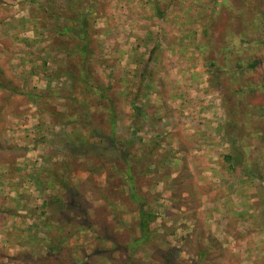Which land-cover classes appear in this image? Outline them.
<instances>
[{"label": "rangeland", "instance_id": "374dc122", "mask_svg": "<svg viewBox=\"0 0 264 264\" xmlns=\"http://www.w3.org/2000/svg\"><path fill=\"white\" fill-rule=\"evenodd\" d=\"M68 1H0V22L18 2L12 12L22 30L18 39L32 37L38 43L27 64L15 62L20 48L0 51V209H7L0 210V264H20L22 255L34 264H236L242 253L233 252L239 237L230 241L223 234L242 237L249 229L264 230V36L258 40L261 48L247 34L250 25L264 28V0H227L221 6L214 0H78L72 9ZM81 9L89 12L97 36L94 57L109 68L92 65L97 77L89 82L107 89L104 99L83 87L73 91L64 77L52 75L61 53L55 52L58 38L52 40L47 31L56 22L69 23L65 16ZM176 9L189 12L185 24L194 29L212 27V56L223 37L235 44V55L225 60L218 55L215 67L224 71L223 79L210 71L213 87L222 88L217 97L225 120L220 134L211 136L220 143L195 147L189 137L177 146L167 125L157 131L159 139L148 140L161 143L141 145L135 136L121 145L127 101L121 92L122 41L115 44L116 39L121 29L158 24L159 11L168 16ZM255 10L261 14L253 24ZM29 14L33 23L20 20ZM179 21L170 25H183ZM31 24L37 35L27 31ZM204 36L206 29L203 42ZM254 58L261 60L259 66L246 70ZM72 64L76 75L81 63ZM51 75L62 80L51 81ZM30 94L41 98L30 101ZM109 109L116 115L113 131ZM235 152L236 163L226 162L225 156ZM127 162L135 193L154 215L148 240L136 247L140 207L121 175Z\"/></svg>", "mask_w": 264, "mask_h": 264}, {"label": "crops", "instance_id": "0c3cea01", "mask_svg": "<svg viewBox=\"0 0 264 264\" xmlns=\"http://www.w3.org/2000/svg\"><path fill=\"white\" fill-rule=\"evenodd\" d=\"M214 1L221 6L227 0ZM8 4L12 6L11 3ZM242 4L245 8L248 6V1ZM17 5L18 2H13V6L9 7L7 16L0 22V51L4 54L10 53L12 49H22L20 50V52L22 51L21 54H15V62L27 64L26 60L29 52H34V49L38 47V43L32 37L24 41L18 39L22 34V30L17 24L19 20L14 19L16 11L12 14L14 7H17ZM24 8L26 7L23 6L21 11ZM254 12L253 24L258 19L257 15L261 14V12L256 10ZM28 13H30V9ZM147 13L151 16L154 10ZM188 13L186 9H176L170 10V15L165 16L164 14L167 13L162 10L158 13L160 17L154 21H158V24L153 25L151 23V26L138 27L132 23L133 27L131 29H126V27L123 30L121 29L119 39H116L118 41L115 43L119 44L122 41L121 47L119 46L121 50V92L127 95H125L127 106L124 107L121 115L122 126L126 131L125 139H122L121 145L124 142L129 144L127 142L133 138L135 132L139 144L145 146H149L151 143L156 144L155 142H159L158 140L151 142H148V140L150 138L159 139V137H156L159 134H157V131L165 130L167 125H169V130L171 131L169 139H172L177 146L183 145L184 140L189 137L193 139L195 147H203L204 145L205 147H209L220 143L219 137L213 139L214 137L211 136L216 132L220 134V129L225 120V111L220 107V100L217 97V94L221 93L222 88L220 86L217 88L213 87L210 71L214 72L216 70L221 79H223L224 71L215 67L218 55L219 57L221 55L219 60L221 58L225 60L226 58L223 56L229 57L230 55H235V44H231L228 37H223L224 44L220 46L219 53L212 56L213 51L211 49L214 45V42L211 41L213 34L211 32L212 27L205 25L204 27L201 24L202 27L194 29V25L189 26L185 24L186 14ZM29 18L25 17L20 20H24L28 24L33 23L34 18H32L31 14H29ZM177 18L180 19L179 24L182 22L181 24L183 25H170L171 21L173 19L177 20ZM181 18L185 20L181 21ZM211 18L214 19V16ZM121 24L123 25L124 22L122 21ZM32 25L27 31L33 32L34 35L35 30ZM64 25L68 27L71 23H65ZM185 29L190 31L184 32ZM204 29H206V36H204L203 42L201 38ZM247 29L248 39L253 41L256 46L261 47V43L258 40H261V37L264 36V28L253 29V26L250 25ZM48 32L52 34L53 40L54 32L50 30ZM35 34L37 35V33ZM193 35H195L196 40L193 39ZM93 39L97 40V36L94 35ZM18 42H22L24 47ZM39 43L42 42L39 41ZM41 46H44V44H41ZM245 47L247 50L251 48L248 43H246ZM45 52L47 53V51ZM55 52L61 53V56L56 57L55 53L51 52L58 63L64 62L67 59L65 53L59 49V46L55 48ZM96 56H98V53ZM96 58L94 59L96 60ZM46 59L44 58L45 61ZM76 60L79 62L80 57H77ZM260 62V59H255V61H251L245 68L252 71L259 66ZM235 63L236 65L234 66L237 68L239 64ZM32 65L30 64V66ZM55 65L57 68L61 67L60 64ZM93 65L97 69L101 67L109 69L105 63H101L100 65L93 63ZM116 69L118 70V67ZM110 71L114 72V68H110ZM55 72L56 70L52 75ZM52 75L51 81H56ZM63 77L66 79L63 75L60 78L63 79ZM90 77L96 78L97 76L95 77L91 73ZM60 78L57 81L62 80ZM112 81L114 82L113 84H118L117 80L114 79ZM81 87L84 89L85 86L81 84L78 86V89ZM83 89H80L79 93H82ZM137 106L139 107L138 109ZM135 107L137 109L135 114H138L140 120L138 124H135L132 119V113L136 111ZM131 108L134 109L132 113L130 112ZM109 129L113 131L111 125ZM184 132L187 133L184 134ZM145 136H148V139H145ZM170 145L173 144L171 143ZM215 149L218 150V147H215ZM3 172L1 173L3 176L0 177L1 179L4 178ZM2 185L4 184H0V188H2ZM256 187L257 185L254 188L255 192L257 190ZM15 202L19 203L18 199ZM0 210L5 211L7 209L2 207ZM237 229H240V225H238ZM223 236L228 240L230 239V241L235 236L236 239L239 237V241L233 248L235 254L242 252L236 264H264V230L262 227L259 229H249L248 233L242 237L240 235L225 234Z\"/></svg>", "mask_w": 264, "mask_h": 264}, {"label": "trees", "instance_id": "16d2710c", "mask_svg": "<svg viewBox=\"0 0 264 264\" xmlns=\"http://www.w3.org/2000/svg\"><path fill=\"white\" fill-rule=\"evenodd\" d=\"M1 1V0H0ZM173 1V0H169ZM69 2V1H68ZM76 2L78 0H70L71 8L76 5ZM70 6V5H69ZM71 13V12H70ZM88 11H84L81 9L78 11V13L74 14L71 13V16H65L66 22H70V26H59V24L56 22L52 25V31L54 32L53 37H57V45L59 46V49L65 53L66 60L64 62H61V67H59L56 71V75L60 74L61 76L66 77V81L68 84H70V87L73 89V91H78V86L80 84H83L85 87L84 89L88 92H94V93H101L100 98H105L104 93L107 91V89H101L98 86H91L89 82L92 81L93 78L90 77L91 71H92V65L93 63L100 65L101 62L99 60H95L94 58V39L93 36L95 35V32L92 29V23L90 22V18L88 16ZM56 20V19H55ZM44 28H47L46 26ZM65 38H70L72 41L71 43H67L68 41H64ZM78 41V42H77ZM77 57H80L79 64L81 65L78 67L77 74L72 73V68L75 67L72 62L77 61ZM92 63V64H91ZM218 73V72H217ZM3 74V70L0 69V75ZM54 74V75H55ZM219 75V74H218ZM59 79V78H58ZM56 79V80H58ZM65 81V82H66ZM4 85L0 81V86ZM27 97L30 99V101H36L41 98V96H35V95H27ZM137 112V109H136ZM56 116L60 117L64 116V113H55ZM115 112H113L112 109H109V124L111 125V128H114L115 125ZM138 117V114H136ZM136 133V132H135ZM135 133L133 135V138H131L127 143H132ZM128 144V145H129ZM236 152L230 153L227 156H225V161L229 164H235L236 163ZM127 170L125 173L121 174L124 182L129 186L132 192V196L136 197L139 201V211H138V221H137V227L140 233L139 239L135 240L133 242L134 247L138 246L141 243H144L149 238V232H150V224L154 220V215L151 210H148L145 208L144 203L142 202L141 196L135 193V183L134 179L132 178L131 174V167H129V164L127 162L126 164ZM63 184H65L64 180L61 181ZM44 204V203H43ZM47 204V203H46ZM49 253L51 251L49 250ZM21 256V255H20ZM29 257V256H25ZM24 255H22V258L19 262L20 264H31L35 263L36 261L31 259H25ZM47 258H43V261H46ZM28 261V262H27Z\"/></svg>", "mask_w": 264, "mask_h": 264}]
</instances>
